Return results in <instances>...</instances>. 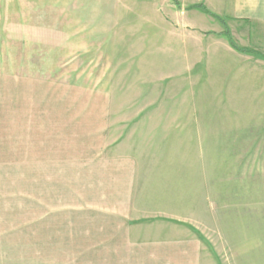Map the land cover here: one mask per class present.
<instances>
[{
  "label": "rangeland",
  "instance_id": "1",
  "mask_svg": "<svg viewBox=\"0 0 264 264\" xmlns=\"http://www.w3.org/2000/svg\"><path fill=\"white\" fill-rule=\"evenodd\" d=\"M177 1L0 0V214L22 216L16 264H111L85 231L103 202L159 220L150 239L184 250L156 264H264V23L234 0ZM198 2L248 51L185 10Z\"/></svg>",
  "mask_w": 264,
  "mask_h": 264
},
{
  "label": "crops",
  "instance_id": "2",
  "mask_svg": "<svg viewBox=\"0 0 264 264\" xmlns=\"http://www.w3.org/2000/svg\"><path fill=\"white\" fill-rule=\"evenodd\" d=\"M229 12L234 13L237 18L249 17L254 18L256 22L264 23V0H234ZM118 170V166L112 167L109 173L111 175L128 174L124 169H121L120 172ZM118 181L120 183L128 182V178L120 177ZM122 188L123 190H120L122 192L116 191L117 198H126L125 187ZM112 198L115 199V197ZM16 202L15 195L13 204L17 205ZM2 204L7 206V201H3ZM2 204L0 201V205ZM107 204L109 203L103 202L104 208L100 209V214L95 215L91 220H87L89 223L85 231L86 236H94L95 245L98 248L97 252L107 255L111 259V264H156L159 259H165L166 255L184 252L182 248H178V252L175 248L167 250L166 244L161 243L157 236H155V240L150 239L151 231L158 232L160 230L156 228V222L159 220L152 223L155 224L153 227L148 223L150 220L146 218H133L128 214L127 208L116 210L108 208L114 205ZM127 204L128 201L120 202V205L124 207ZM21 253L22 216L15 213L7 214L3 211L0 214V255H3L4 258H6L5 255H10V258L8 262L0 260V264H11L10 262L16 261V256ZM14 263L16 264V262Z\"/></svg>",
  "mask_w": 264,
  "mask_h": 264
},
{
  "label": "trees",
  "instance_id": "3",
  "mask_svg": "<svg viewBox=\"0 0 264 264\" xmlns=\"http://www.w3.org/2000/svg\"><path fill=\"white\" fill-rule=\"evenodd\" d=\"M171 1H172V3H173L174 5H176V7H180V3H179L177 0H171ZM192 9H196V10H199V11L205 13V14H209V15L213 16L214 18H216L217 20H219V21L222 23V25H223V31H221V34H223V35L226 36V38H227L229 44H230L233 48H237V49H239V48L233 43V41H232V37H231V33H230V31H229V29H228V27H227V24H226L225 20H224L222 17H220V16H218V15H216V14L211 13V12L206 8V6H205L203 3H200V2H198V3H193V4H190V5H188V6L185 7V10H192ZM239 50L242 51V52H246V51H248V50H246V49H239Z\"/></svg>",
  "mask_w": 264,
  "mask_h": 264
}]
</instances>
